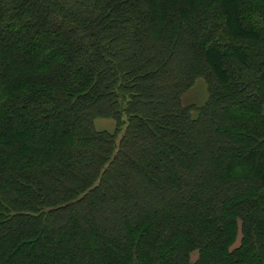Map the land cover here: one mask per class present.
I'll return each mask as SVG.
<instances>
[{"label":"trees","instance_id":"trees-1","mask_svg":"<svg viewBox=\"0 0 264 264\" xmlns=\"http://www.w3.org/2000/svg\"><path fill=\"white\" fill-rule=\"evenodd\" d=\"M40 247L264 264V0H0V264Z\"/></svg>","mask_w":264,"mask_h":264},{"label":"crops","instance_id":"crops-1","mask_svg":"<svg viewBox=\"0 0 264 264\" xmlns=\"http://www.w3.org/2000/svg\"><path fill=\"white\" fill-rule=\"evenodd\" d=\"M205 82L201 87L196 89V84L187 93L183 95V101L185 104H198L202 105L208 99V91ZM205 92V93H204ZM95 127L97 130H106L113 132L116 129L117 121L112 117H97L95 119Z\"/></svg>","mask_w":264,"mask_h":264},{"label":"rangeland","instance_id":"rangeland-1","mask_svg":"<svg viewBox=\"0 0 264 264\" xmlns=\"http://www.w3.org/2000/svg\"><path fill=\"white\" fill-rule=\"evenodd\" d=\"M157 1L159 2L160 0H157ZM5 10H6V9H5ZM31 10H32L33 12H35L36 14H40V13H41V9H40L38 6L32 7ZM207 10L210 11V12L212 11V10H209L208 8H207ZM2 11H4V10L2 9ZM201 15H204V13H202ZM245 26H247V25L245 24ZM200 31H201V30H200ZM19 38H20L19 36L11 37V38L8 40V42H9V43H12V44H16ZM20 39H21V40H24V39H22V38H20ZM198 39H200V38H198ZM205 46H206L205 42H203V41H200V42H199V47H200L201 50L204 51ZM18 56L20 57V59H22V60H24V61H26V60L30 57V56H27L26 54H21V53H19ZM38 59H39V60H43L44 58H43V57H40V58H38ZM203 83H204V80H203L202 78L198 79L197 82H196V89H197L199 86L201 87V84L203 85ZM204 93H205V92H204ZM206 93H207V91H206ZM253 162H254V161H253ZM254 164L259 165V164H260V163H259V160H256V161L254 162ZM259 218H261V217H259ZM39 250H40V252H42V253L45 255V257H43L42 259L39 260L40 262H43L44 264H50L51 261L54 260L53 257H51V256H49V255L47 256V253L44 251V249H42V247H40ZM196 257H197V253H194V254H193V258L195 259Z\"/></svg>","mask_w":264,"mask_h":264}]
</instances>
